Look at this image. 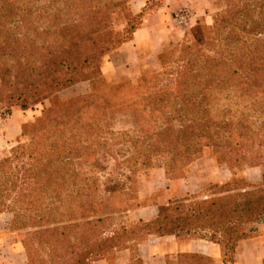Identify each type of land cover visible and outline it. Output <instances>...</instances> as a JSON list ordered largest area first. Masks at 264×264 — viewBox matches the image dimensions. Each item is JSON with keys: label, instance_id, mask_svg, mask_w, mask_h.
Masks as SVG:
<instances>
[{"label": "trees", "instance_id": "16d2710c", "mask_svg": "<svg viewBox=\"0 0 264 264\" xmlns=\"http://www.w3.org/2000/svg\"><path fill=\"white\" fill-rule=\"evenodd\" d=\"M161 1L146 0L138 13L129 3L128 27L115 32L114 0H0L1 113L51 101L22 124L24 142L0 158V213L12 215L27 264L35 250L65 256L58 264H90L150 236L207 241L218 247L221 264H233L239 243L264 220V0H218L223 8L211 25L197 21L179 45L159 52V70L143 71L135 82H101L100 59ZM82 82L89 83L85 93L58 97ZM118 108L131 113L132 128H110ZM124 144L128 155L119 158ZM101 148L132 175L161 161L171 183L206 149L229 170L262 167V180L236 178L202 199H171L150 220L109 230L110 215L138 205L123 203L115 190L106 194L98 178L80 171ZM175 264L213 263L179 253Z\"/></svg>", "mask_w": 264, "mask_h": 264}, {"label": "rangeland", "instance_id": "374dc122", "mask_svg": "<svg viewBox=\"0 0 264 264\" xmlns=\"http://www.w3.org/2000/svg\"><path fill=\"white\" fill-rule=\"evenodd\" d=\"M114 1L117 2L119 6L114 8L113 12L110 14V17L114 24V31L122 32L123 30H126L128 27L126 13L128 11V6L131 0H129L128 3H127V0H114ZM222 8H223L222 1L208 0L206 10H205L206 12L203 16H201V18H199L198 21L205 25H211L213 21L212 20L213 16L216 13H218ZM187 32L185 33L184 36H186ZM180 42L177 44H173L165 49L175 47L179 45ZM114 51L110 52L109 54H106L99 61L101 75H102L101 82L103 81V83L120 84L121 82H123V81L117 80L118 78H113L111 76H108L106 74L105 69L103 68L106 64L107 57L111 56ZM145 67L146 68H142L141 70L139 69L140 71H138L132 77L128 78L130 79L129 82H135L136 78L140 77L143 71L153 72V71L159 70L158 59L154 60V63L148 64ZM88 89H89V83L82 82V83L74 85L73 87H70L68 89L61 91L58 97L60 99H66V98H69L77 94L85 93L86 91H88ZM50 103H51L50 99L41 98L38 103H36L35 105H33L27 110H21L19 107H13L11 110V113L8 115L3 114L0 111V126L1 124L9 125L10 116L15 110H18L24 113V115H26L29 118L27 122H32L37 116L41 114L42 109L45 107H48ZM109 126L112 130H115V131L116 130H126L129 128H132L134 125H133V118H132L131 113L122 108L115 109L110 114ZM16 132L15 130L12 131L10 133V136H14ZM20 135L18 137L14 136L15 139H13L11 142H8L7 144H4L2 147H0V158L9 156L11 150L14 147H16V145L24 142V140L22 139ZM106 139H108L107 136L102 138V140H106ZM128 150H129L128 146L125 144L122 146H119V148H117L118 157L119 158L126 157L128 155ZM211 160L217 164L216 162L217 159L212 154V151L210 149L204 150L203 156L197 160L198 162L196 166L194 165L195 167L194 169H196V172L202 171V170H209L214 165L213 163L210 162ZM223 170L225 171L226 175H229V172H231V175L227 181L221 184L228 183L231 180L236 179V178H238L241 181H245V182H249L253 184H259L262 180L263 168L260 166L251 167L247 164H242L238 167H234L232 170H229L223 166ZM80 171L86 173L87 175L98 178L99 185L106 194H108L110 190L117 191L120 200L125 204L126 203L132 204L134 206L138 205V207H140V206H144L148 204L164 202V200L166 199L168 200L170 197V193L167 192L166 190L155 191L154 193H152L151 195L145 198H141L140 196L141 193L150 191L151 189L158 187L159 183L157 184V182H160L161 177L163 175V167H162L161 161L157 162V164L153 168L145 169L143 171H140L137 175H132L128 171L127 168L123 166H117L114 160L108 154H105L101 148L95 160L81 164ZM247 171L250 174L249 176H246ZM215 185H219V184H203L199 188L197 193L191 194V195L199 199H202L211 194V191ZM129 214H130L129 212L123 211V212L110 215L108 222H107L108 229L112 230V229H115V227H117L120 224H128V223L135 222L136 220H134L133 217L129 216ZM11 218H12V215L10 213H7V212L0 213L1 228H3L5 224H9L8 226H5L9 228V232L7 231V233H11V232L14 233L10 229ZM251 230L252 232L250 236L243 241H249V240H253L257 238H261L264 240V220L252 225ZM16 235H17V238L21 240L22 235L19 233H17ZM141 243L143 242H140L139 244ZM260 244L261 242L255 244L251 248L248 246L246 247L245 252L241 259L242 264H253L255 257L252 253V250L253 248H257ZM34 247L36 248L37 246L34 244ZM39 251L38 252H36V250L34 251L33 257H32V264H58V262L61 263V261L66 260L65 256L61 258L53 257L49 255L48 251H41V252ZM136 256H139L142 259L144 264H175L176 259H177V255L176 256L175 255L163 256V255H156V254L151 255L148 253L146 247H144L142 250H139V247L135 245V246H130L128 249L122 248V249H119L118 251L113 250L111 252H108L106 253L105 257L98 259L96 261H93L90 264H130L131 262L135 261L134 259L136 258ZM208 257L212 260L213 264H221L220 251L217 256H208ZM238 259H239V249L237 251V254L234 256L233 264H236ZM263 264H264V260H263Z\"/></svg>", "mask_w": 264, "mask_h": 264}, {"label": "crops", "instance_id": "0c3cea01", "mask_svg": "<svg viewBox=\"0 0 264 264\" xmlns=\"http://www.w3.org/2000/svg\"><path fill=\"white\" fill-rule=\"evenodd\" d=\"M145 2L146 0H131L130 7L134 13H138ZM207 3L208 0H162L161 6L147 13L142 24L131 34L130 38L115 49L111 56L107 57L106 64L103 67L106 74L118 78L119 81H130L128 78L135 75L142 68H146L145 66L148 64L154 63L161 50L182 40L185 33L205 14ZM179 12H185L186 14L185 20L181 23L176 18V14ZM27 120L29 118L21 111H13L9 119V125L1 124L0 126V147L11 142L16 136L18 137L22 124ZM14 130L17 131L15 134L13 133L15 137L10 136V133ZM210 162L214 164L213 167L198 172L194 169L196 163H193L189 167L186 176L174 183L166 179L163 171L160 182H157V184L159 183L158 187L143 192L140 196L145 198L155 191L166 190L170 193L169 199L160 203L140 206L130 211L129 216L137 221L150 220L157 214L159 206L169 200L195 194L203 184H221L230 178L231 172L226 175L223 167L218 166L212 160ZM249 175L247 171L246 176ZM8 225L5 224V226ZM5 226L3 228L0 226V264H27V257L20 240L15 233H7L9 228ZM260 242L261 244L252 250L255 257L253 264H263L264 240L261 238L240 242L239 259L236 264H242L241 259L247 246L251 248ZM138 247L139 250L146 247L151 255L163 256H176L179 253L217 256L219 253L218 247L207 241L200 239L178 240L173 236H150Z\"/></svg>", "mask_w": 264, "mask_h": 264}, {"label": "built area", "instance_id": "2783aa9c", "mask_svg": "<svg viewBox=\"0 0 264 264\" xmlns=\"http://www.w3.org/2000/svg\"><path fill=\"white\" fill-rule=\"evenodd\" d=\"M185 16V12H179L178 14H176V18L179 19L180 23L185 20Z\"/></svg>", "mask_w": 264, "mask_h": 264}]
</instances>
